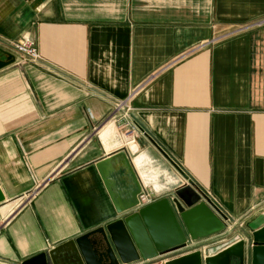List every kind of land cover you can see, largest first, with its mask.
<instances>
[{"label": "crops", "instance_id": "0c3cea01", "mask_svg": "<svg viewBox=\"0 0 264 264\" xmlns=\"http://www.w3.org/2000/svg\"><path fill=\"white\" fill-rule=\"evenodd\" d=\"M262 20L264 0H0V263L113 221L123 187L98 165L121 152L153 201L190 183L230 219L169 258L263 227ZM24 36L41 63L12 48Z\"/></svg>", "mask_w": 264, "mask_h": 264}, {"label": "water", "instance_id": "95a60500", "mask_svg": "<svg viewBox=\"0 0 264 264\" xmlns=\"http://www.w3.org/2000/svg\"><path fill=\"white\" fill-rule=\"evenodd\" d=\"M14 62L15 55L0 48V70ZM147 135L186 175L165 149ZM124 156L126 154L121 152L98 165L109 190L114 185L112 176L123 187L121 194H110L115 219L22 264H264V226L215 254L204 249L209 244H200L194 251L169 258L192 243L227 232L230 219L217 207L214 209L211 198L190 183L177 187L166 197L139 206L143 186L130 160L120 161ZM5 199L0 187V204ZM116 200L122 202L123 207H119ZM60 257L67 262L59 263Z\"/></svg>", "mask_w": 264, "mask_h": 264}, {"label": "built area", "instance_id": "2783aa9c", "mask_svg": "<svg viewBox=\"0 0 264 264\" xmlns=\"http://www.w3.org/2000/svg\"><path fill=\"white\" fill-rule=\"evenodd\" d=\"M263 24H264V20L257 22L255 26L263 25ZM12 48L17 53L25 57V59H27L28 61H32L34 63L42 62V57L40 55L37 43L31 36H24L21 40L14 43ZM116 107L117 110H121L125 108L129 109V100L119 101ZM152 201H153V194L151 193V191L142 190L141 194L139 195V206L147 205Z\"/></svg>", "mask_w": 264, "mask_h": 264}]
</instances>
